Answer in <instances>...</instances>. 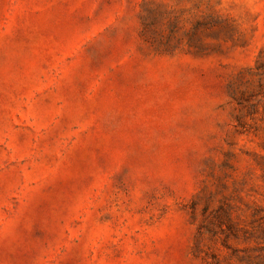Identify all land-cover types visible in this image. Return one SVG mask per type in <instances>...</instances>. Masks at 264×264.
Returning a JSON list of instances; mask_svg holds the SVG:
<instances>
[{"label": "rangeland", "instance_id": "1", "mask_svg": "<svg viewBox=\"0 0 264 264\" xmlns=\"http://www.w3.org/2000/svg\"><path fill=\"white\" fill-rule=\"evenodd\" d=\"M0 264H264V0H0Z\"/></svg>", "mask_w": 264, "mask_h": 264}]
</instances>
